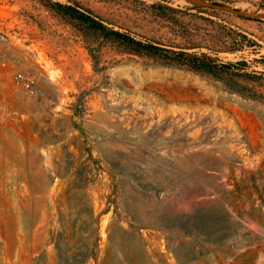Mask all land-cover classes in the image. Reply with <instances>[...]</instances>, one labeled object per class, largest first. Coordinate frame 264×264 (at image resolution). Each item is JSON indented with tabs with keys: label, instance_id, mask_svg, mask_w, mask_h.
Masks as SVG:
<instances>
[{
	"label": "rangeland",
	"instance_id": "374dc122",
	"mask_svg": "<svg viewBox=\"0 0 264 264\" xmlns=\"http://www.w3.org/2000/svg\"><path fill=\"white\" fill-rule=\"evenodd\" d=\"M50 1L243 61L259 97L0 0V264H264V0ZM239 33L258 46L216 51Z\"/></svg>",
	"mask_w": 264,
	"mask_h": 264
},
{
	"label": "trees",
	"instance_id": "16d2710c",
	"mask_svg": "<svg viewBox=\"0 0 264 264\" xmlns=\"http://www.w3.org/2000/svg\"><path fill=\"white\" fill-rule=\"evenodd\" d=\"M47 3L60 14L68 16L69 18L78 21L79 23L90 29H93L94 31L103 33L105 37L125 44L133 53H146L155 55L160 57L168 64L183 66L194 72L209 74L215 78L228 79L225 82L228 88L234 89L236 91H244V93L250 97H259L254 93L245 91V88L234 80L236 76L249 75L245 72L247 65L243 61L224 63L221 62L217 57H212L203 52H186L183 50V48H178L177 51L164 49L152 42H147L146 40H137L128 34L107 29L90 12L85 11L77 6L60 4L57 2H51L50 0H47ZM213 5L222 6L216 2H214ZM162 9H167L174 13V10H171L170 8L158 7V10ZM255 45L258 46L255 41L248 39L245 35L239 33L238 39L233 42H221L220 46L218 47L220 50L216 51L236 52L242 50L245 47H253ZM192 48H196V46Z\"/></svg>",
	"mask_w": 264,
	"mask_h": 264
},
{
	"label": "built area",
	"instance_id": "2783aa9c",
	"mask_svg": "<svg viewBox=\"0 0 264 264\" xmlns=\"http://www.w3.org/2000/svg\"><path fill=\"white\" fill-rule=\"evenodd\" d=\"M13 82L15 85L22 87L24 90H31L33 84V80L23 73L15 74L13 76Z\"/></svg>",
	"mask_w": 264,
	"mask_h": 264
}]
</instances>
